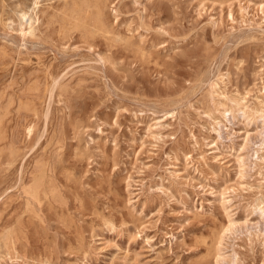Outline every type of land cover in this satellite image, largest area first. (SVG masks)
Here are the masks:
<instances>
[{"label":"rangeland","instance_id":"rangeland-1","mask_svg":"<svg viewBox=\"0 0 264 264\" xmlns=\"http://www.w3.org/2000/svg\"><path fill=\"white\" fill-rule=\"evenodd\" d=\"M102 1L0 0V264H264V0Z\"/></svg>","mask_w":264,"mask_h":264},{"label":"bare ground","instance_id":"bare-ground-1","mask_svg":"<svg viewBox=\"0 0 264 264\" xmlns=\"http://www.w3.org/2000/svg\"><path fill=\"white\" fill-rule=\"evenodd\" d=\"M102 4H103L102 0H65V6H64V9H63L61 16H60L61 22L64 24L65 28L67 30H70V31L71 30H84V31L98 30V31H103L105 28V23L103 20ZM25 16H26V14H24L23 17H25ZM25 20L27 21V19H25ZM36 22L37 21L34 18H32V17L28 18V22H26L25 26L23 28H21L22 35L23 36L30 35L31 38L36 37V35H35L36 28L34 26ZM217 84H218L217 82L212 81V85L211 84L210 85H211L212 89H214L217 86ZM53 85H54V83H53ZM233 102L235 103V105L237 107H240L241 111H243L246 108V105H242L241 99H235V100H233ZM261 103H263V105H264V102L261 101ZM47 104H48V102H47ZM226 111L227 110H225V112ZM260 112L262 113V115L264 117V109H262ZM243 113H245V111H243ZM216 126H214V131L217 132L219 138H222V134H221L222 133V122L221 121L216 122ZM31 131L32 130L29 129V132H31ZM0 140H1V137H0ZM212 148L214 149L215 145H213ZM40 180L41 179L36 181V184L33 186V188L30 191L31 196H33L34 198L39 197L40 188L42 186V181H40ZM19 182H20V180H19ZM259 210L262 212V216H264V209L259 208Z\"/></svg>","mask_w":264,"mask_h":264}]
</instances>
